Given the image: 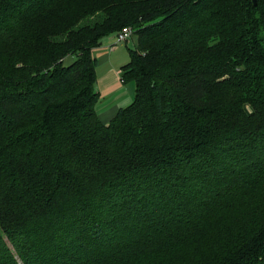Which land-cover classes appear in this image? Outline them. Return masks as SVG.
Returning <instances> with one entry per match:
<instances>
[{"label":"trees","instance_id":"trees-1","mask_svg":"<svg viewBox=\"0 0 264 264\" xmlns=\"http://www.w3.org/2000/svg\"><path fill=\"white\" fill-rule=\"evenodd\" d=\"M0 264H264V0H0Z\"/></svg>","mask_w":264,"mask_h":264},{"label":"crops","instance_id":"crops-1","mask_svg":"<svg viewBox=\"0 0 264 264\" xmlns=\"http://www.w3.org/2000/svg\"><path fill=\"white\" fill-rule=\"evenodd\" d=\"M123 44L125 45L127 52L128 49H133L136 45V43H134V41L132 40V37L129 38L126 42L116 45L115 36L113 34L111 36L104 38L101 44L93 51V56L97 60V65H100L102 63H107L109 69H116L115 71L114 70L111 71L112 77H110L111 80L109 81L110 87H107L105 90H103V92H99V90L96 88V82H95V89L98 92L99 99L110 96L111 92H117V91L119 92L118 94L113 96L114 102L109 101L101 106H96L95 109L96 114L99 117L100 121L105 124H107L115 116L119 108H123L128 105V98H118L125 91L123 84L124 85L126 84V83H121V78L119 79L118 76H120L121 67L128 62L129 55L127 57L126 62L122 63V65L120 66V70H117V66L114 67V63H113V61L116 62L115 60H117V56H116L117 48Z\"/></svg>","mask_w":264,"mask_h":264},{"label":"rangeland","instance_id":"rangeland-1","mask_svg":"<svg viewBox=\"0 0 264 264\" xmlns=\"http://www.w3.org/2000/svg\"><path fill=\"white\" fill-rule=\"evenodd\" d=\"M132 40L134 41V43H136L137 39L135 35L132 36ZM116 56H117V60H115L116 62L113 61L114 67L117 66V70H120V66L122 65V63L126 62L127 57H128V52L124 44L117 48ZM112 70L115 71L116 69H109L107 63H102L96 66V70H95L96 88L99 90V92H103V90H105L107 87H110L109 81L111 80L110 77H112V74H111ZM118 77L120 79V76ZM123 86H124L125 91L118 98H128V105H129L131 104L134 98L135 84L133 82H129V83H126L125 85L123 84ZM118 93H119L118 91L111 92L110 96L99 99L97 106H101L109 101H113L114 100L113 96Z\"/></svg>","mask_w":264,"mask_h":264},{"label":"built area","instance_id":"built-area-1","mask_svg":"<svg viewBox=\"0 0 264 264\" xmlns=\"http://www.w3.org/2000/svg\"><path fill=\"white\" fill-rule=\"evenodd\" d=\"M134 34L133 30L129 27H123L121 28L117 33L114 34L115 36V44H121L126 42L129 38L132 37Z\"/></svg>","mask_w":264,"mask_h":264}]
</instances>
